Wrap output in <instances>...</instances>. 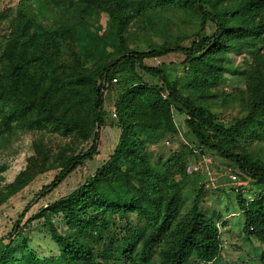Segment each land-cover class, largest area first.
I'll use <instances>...</instances> for the list:
<instances>
[{
  "label": "trees",
  "instance_id": "obj_1",
  "mask_svg": "<svg viewBox=\"0 0 264 264\" xmlns=\"http://www.w3.org/2000/svg\"><path fill=\"white\" fill-rule=\"evenodd\" d=\"M34 6V9L32 8ZM106 15L113 39H84L71 25H43L48 13ZM192 14L209 35L188 45L164 42L131 52L123 36L133 15L150 8ZM107 46L109 49H107ZM250 56L245 76L244 116L230 125L219 122L209 108L184 95L168 79L164 67L150 60L181 55L182 66L198 84L200 101L218 86L229 53ZM113 81H115L113 83ZM158 81L159 83L155 82ZM194 84V85H193ZM119 90L113 103L120 135L112 155L78 189L41 210L49 226L54 257L40 258L23 243L10 264H212L221 255L227 235L218 218L200 212L198 196L185 209L182 186L191 175L192 150L177 145L157 166L147 150L164 138L179 135L174 112L182 119L193 148L216 155L253 185L264 187V162L246 147L249 139L264 142V0H20L10 22L0 56V115L5 132L27 130L74 137L87 149L52 152L33 142L26 167L0 190V206L36 177L59 170L42 190L52 192L77 168L99 154L105 123V94ZM240 95V96H241ZM241 232L264 245V193L245 200L239 196ZM61 217L70 233L62 235L50 217ZM130 216L137 225L116 240L118 224ZM20 216L12 235L20 233ZM9 235L7 238H11ZM159 248L157 261L152 252ZM0 264H8L10 245L0 240ZM264 262V252L261 253Z\"/></svg>",
  "mask_w": 264,
  "mask_h": 264
},
{
  "label": "rangeland",
  "instance_id": "obj_2",
  "mask_svg": "<svg viewBox=\"0 0 264 264\" xmlns=\"http://www.w3.org/2000/svg\"><path fill=\"white\" fill-rule=\"evenodd\" d=\"M19 2L20 0H0V56ZM32 8L35 11L34 6ZM40 20L43 25H55L57 22L71 25L90 43L92 41L109 42L113 39L106 15L84 14L78 6L72 7L69 13L50 12L46 18ZM196 22L189 12L168 11L160 7L150 8L139 15H133L123 36L127 49L135 53L146 51L149 45H161L167 41L188 45L194 39L196 32L202 36L209 35L212 31L210 24L200 29ZM107 49H109L108 46ZM182 61L181 55L172 54L163 59L150 60L147 64L152 67H164L170 82L184 95L190 96L209 108L219 122L230 125L244 116L243 110L246 103L241 92L245 90V76L250 62L247 52L237 51L227 55L222 80L202 101L199 100L202 96L198 91V84L190 86L192 74L183 68ZM118 90V86H115L114 90L106 93L104 97L106 116L100 132L101 143L97 156L77 168L52 192L42 193V190L59 174L60 171L56 169L36 177L28 186L0 206V240L3 245H10L8 264L20 258L21 251L18 246L23 243L40 258L56 255L55 244L51 240L47 222L44 218L37 220L32 218L41 210L78 189L95 173L96 166L102 164V160L120 135V130L115 125L116 116L114 117L113 110ZM173 120L179 135L162 139L156 145L149 147L147 154L152 165L157 166L167 152H173L178 148L177 145L184 144L189 149H193V156L189 158L191 175L182 186L184 207L188 208L198 196L200 212L208 217L218 218L217 225H223L228 233L222 237L224 245L220 258L213 264H264L261 259L264 245L248 240L241 232L242 214L238 205L239 196L249 200L259 193L263 194L264 187L253 185L236 172L227 173L223 170L227 166L216 155L194 149L183 121L176 112H174ZM38 140L54 153L62 150L69 153L76 149L77 154L88 147L87 143L78 144L72 136L61 137L44 131L5 132L0 115V190L12 183L15 177L25 169L27 159L34 154L33 142ZM246 147L254 158L264 162L263 141L249 139ZM21 215L23 217L19 222L20 230L17 231L20 234L12 235V230ZM229 215L233 216L229 217ZM49 217L60 234L70 233L61 217ZM137 223L138 220L130 216L125 222L116 226L114 238L120 240L126 235V228L135 226ZM9 235H12L11 238H7ZM158 250L159 248L156 247L152 252L153 261L158 259Z\"/></svg>",
  "mask_w": 264,
  "mask_h": 264
},
{
  "label": "crops",
  "instance_id": "obj_3",
  "mask_svg": "<svg viewBox=\"0 0 264 264\" xmlns=\"http://www.w3.org/2000/svg\"><path fill=\"white\" fill-rule=\"evenodd\" d=\"M117 140H118V138L114 141V144H113V146L111 147V150L107 152L106 157L102 160V164L105 163V162L108 160V158L112 155L113 150H114V148H115V146H116V144H117ZM102 164H101V165H102ZM101 165H97L95 171H96L99 167H101ZM231 216H233V215H229V217H231ZM225 232H226V231H225ZM222 240H223V238H222ZM223 242H224V240H223ZM219 258H220V257H219ZM219 258H218V259H219ZM216 261H217V260H216ZM216 261H215V262H216ZM212 264H213V263H212Z\"/></svg>",
  "mask_w": 264,
  "mask_h": 264
},
{
  "label": "built area",
  "instance_id": "obj_4",
  "mask_svg": "<svg viewBox=\"0 0 264 264\" xmlns=\"http://www.w3.org/2000/svg\"><path fill=\"white\" fill-rule=\"evenodd\" d=\"M116 115L114 114V117H115ZM204 165L206 166V164L204 163ZM223 170H225L227 173H232V172H234L233 171V169L231 168V167H225V169H223ZM224 245V244H223Z\"/></svg>",
  "mask_w": 264,
  "mask_h": 264
}]
</instances>
